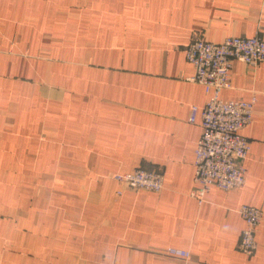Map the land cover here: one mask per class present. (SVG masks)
I'll use <instances>...</instances> for the list:
<instances>
[{
  "label": "crops",
  "instance_id": "0c3cea01",
  "mask_svg": "<svg viewBox=\"0 0 264 264\" xmlns=\"http://www.w3.org/2000/svg\"><path fill=\"white\" fill-rule=\"evenodd\" d=\"M256 34L264 0H0V264H264V218L255 253L239 248V207L264 211V61L235 60L220 93L257 95L247 182L200 203L207 95L185 52ZM137 168L164 188L112 177Z\"/></svg>",
  "mask_w": 264,
  "mask_h": 264
},
{
  "label": "built area",
  "instance_id": "2783aa9c",
  "mask_svg": "<svg viewBox=\"0 0 264 264\" xmlns=\"http://www.w3.org/2000/svg\"><path fill=\"white\" fill-rule=\"evenodd\" d=\"M186 58L195 68L189 80L205 87L207 99L201 110L202 134L195 149L196 187L192 194L202 203L205 194L217 186L224 190L241 188L247 182L245 162L252 143L243 133L254 116L257 95L250 100H227L220 97L223 89L231 86V72L235 60L251 65L264 61V38L254 36H227L222 42H212L198 36L187 45ZM199 106L193 105L190 122L197 120ZM119 184L135 191L160 192L164 188V172L137 168L129 172H116L112 176ZM121 193V191L119 192ZM239 212L245 226L239 241L240 250L247 256L258 247L257 230L264 211L254 205L242 204ZM168 253L190 258V250L169 247Z\"/></svg>",
  "mask_w": 264,
  "mask_h": 264
}]
</instances>
